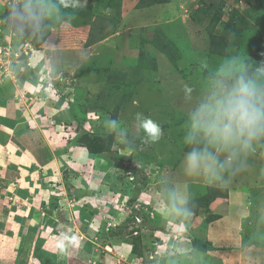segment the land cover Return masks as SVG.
<instances>
[{
  "label": "rangeland",
  "instance_id": "374dc122",
  "mask_svg": "<svg viewBox=\"0 0 264 264\" xmlns=\"http://www.w3.org/2000/svg\"><path fill=\"white\" fill-rule=\"evenodd\" d=\"M23 2L0 0V264H264V141L219 181L180 170L185 86L225 56L264 59V0H75L42 34L21 31Z\"/></svg>",
  "mask_w": 264,
  "mask_h": 264
},
{
  "label": "clouds",
  "instance_id": "9594fccd",
  "mask_svg": "<svg viewBox=\"0 0 264 264\" xmlns=\"http://www.w3.org/2000/svg\"><path fill=\"white\" fill-rule=\"evenodd\" d=\"M74 2L24 0L22 10L13 9V13L20 22L21 31L24 26H30L34 33L42 34L47 27L45 22L55 23L57 17L65 15L62 9ZM204 67L206 75L196 94L193 95V88L185 86L188 109L182 125V143L186 151L180 161V170L187 178L214 182L223 178L241 154L264 141V59L246 61L229 55L211 67ZM135 122L144 134L145 143L160 139L161 128L152 119L137 113ZM106 124L118 130L120 136L127 134V129L121 128L117 120H109ZM136 202L131 203L129 198L126 205L130 210L139 208ZM187 203V198L179 196L173 207L177 212L187 211L182 207Z\"/></svg>",
  "mask_w": 264,
  "mask_h": 264
},
{
  "label": "trees",
  "instance_id": "16d2710c",
  "mask_svg": "<svg viewBox=\"0 0 264 264\" xmlns=\"http://www.w3.org/2000/svg\"><path fill=\"white\" fill-rule=\"evenodd\" d=\"M157 2H159L160 0H156ZM77 3V1H76ZM167 41H169L168 37L166 38ZM160 47L162 48H165V45L163 43H160L158 42ZM86 138H89V139H86ZM77 141L81 144H83V146L86 145V147L89 149V152L91 154V160H93L94 158H97L99 155H101V152H102V147L100 146V143H101V139L100 137H98L97 135H88V133L84 135H78L77 137ZM36 157V159H38L39 155H34ZM45 163V162H44ZM121 179V177H118V176H115L113 177V180H119ZM85 187V186H84ZM115 189H110V191H113L115 196H119V197H122L124 194H121V192L119 193L118 191H114ZM217 194H220L218 192L216 193H213V195L211 196V198H208L207 200L208 201H211L212 199L214 200V198L217 196ZM168 216L165 217V219H167ZM170 218V217H169ZM137 230V234L136 235H133L134 239L132 241V247H131V253L130 255L131 256H134V255H137V256H142V246H141V242L140 240L137 238L139 237V231L138 229H131V233H133V231ZM136 236V237H135ZM136 238V239H135ZM108 243V242H107ZM110 243V241H109ZM195 244L198 245L199 247H206L207 246V243H203L202 241H199V240H195ZM110 245V244H108Z\"/></svg>",
  "mask_w": 264,
  "mask_h": 264
}]
</instances>
